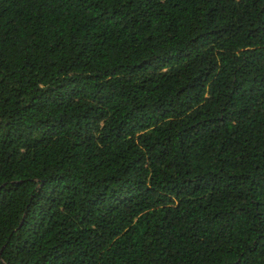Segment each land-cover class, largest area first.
<instances>
[{
  "label": "trees",
  "instance_id": "obj_1",
  "mask_svg": "<svg viewBox=\"0 0 264 264\" xmlns=\"http://www.w3.org/2000/svg\"><path fill=\"white\" fill-rule=\"evenodd\" d=\"M0 264H264V0H0Z\"/></svg>",
  "mask_w": 264,
  "mask_h": 264
}]
</instances>
